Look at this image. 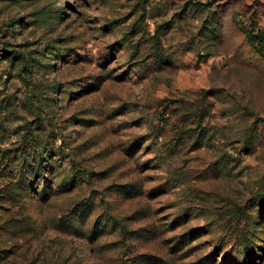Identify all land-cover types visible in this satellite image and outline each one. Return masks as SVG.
<instances>
[{"label":"rangeland","instance_id":"obj_1","mask_svg":"<svg viewBox=\"0 0 264 264\" xmlns=\"http://www.w3.org/2000/svg\"><path fill=\"white\" fill-rule=\"evenodd\" d=\"M252 29L264 0H0V264H264Z\"/></svg>","mask_w":264,"mask_h":264},{"label":"trees","instance_id":"obj_2","mask_svg":"<svg viewBox=\"0 0 264 264\" xmlns=\"http://www.w3.org/2000/svg\"><path fill=\"white\" fill-rule=\"evenodd\" d=\"M245 39L249 47L252 49L254 53L259 55L264 60V30L256 31L255 29L247 30L245 31ZM15 57H11L12 60ZM44 159L40 158V160H37L36 164L29 165V169L26 170V173L31 175L34 174V176H42L43 173L46 171V165L43 164ZM23 165V164H22ZM46 190L43 189L42 192L43 196L46 195Z\"/></svg>","mask_w":264,"mask_h":264}]
</instances>
